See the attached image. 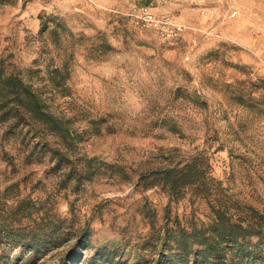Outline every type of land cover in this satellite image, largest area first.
Wrapping results in <instances>:
<instances>
[{
    "label": "rangeland",
    "instance_id": "obj_1",
    "mask_svg": "<svg viewBox=\"0 0 264 264\" xmlns=\"http://www.w3.org/2000/svg\"><path fill=\"white\" fill-rule=\"evenodd\" d=\"M147 2L0 0V67L72 129L0 125V264H234L190 252L191 233L214 234V207L264 224V62L218 12L192 27ZM85 157L100 172L78 181ZM192 160L202 178L178 191L140 177ZM237 239L240 264H264V233Z\"/></svg>",
    "mask_w": 264,
    "mask_h": 264
},
{
    "label": "trees",
    "instance_id": "obj_2",
    "mask_svg": "<svg viewBox=\"0 0 264 264\" xmlns=\"http://www.w3.org/2000/svg\"><path fill=\"white\" fill-rule=\"evenodd\" d=\"M69 119H64L51 113L36 91L26 84L17 74L6 73L0 67V125L6 124L9 130L18 126L43 127L49 131L57 132L65 139L72 137V129L68 125ZM11 132V131H10ZM110 169H122V166L101 162ZM92 169V167H94ZM98 160L96 157L84 158V167L77 172V180H88L98 174ZM203 172L200 170L195 160L185 163L182 166L165 167L143 173L140 177L150 179L146 181L149 186H168L172 191H178L183 187L195 184L202 178ZM217 218L214 223L213 233L206 235L204 232L193 231L192 244L196 249L190 252L215 258L216 260L225 256L226 251H231L232 259L238 260L234 264H240L243 259L246 244L238 240L237 237H246L264 233L263 221L242 225L233 222L225 213L220 210L222 207H214ZM225 240L226 244L221 241ZM227 244H231L228 246ZM31 250L33 245L28 244ZM233 264V263H232Z\"/></svg>",
    "mask_w": 264,
    "mask_h": 264
},
{
    "label": "crops",
    "instance_id": "obj_3",
    "mask_svg": "<svg viewBox=\"0 0 264 264\" xmlns=\"http://www.w3.org/2000/svg\"><path fill=\"white\" fill-rule=\"evenodd\" d=\"M150 4L157 12L180 10L179 20L192 27L209 20L200 17L201 6L218 12L222 26L233 24L237 42L264 62V0H148Z\"/></svg>",
    "mask_w": 264,
    "mask_h": 264
},
{
    "label": "built area",
    "instance_id": "obj_4",
    "mask_svg": "<svg viewBox=\"0 0 264 264\" xmlns=\"http://www.w3.org/2000/svg\"><path fill=\"white\" fill-rule=\"evenodd\" d=\"M235 13H233L234 15ZM138 20L147 25L153 26L162 35L178 36L183 32V25L178 22L171 14L161 16L153 13L147 6L140 7L137 15Z\"/></svg>",
    "mask_w": 264,
    "mask_h": 264
}]
</instances>
